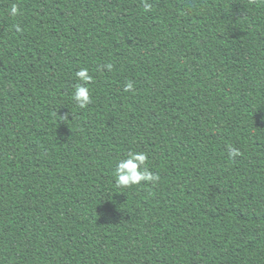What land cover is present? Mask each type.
Returning a JSON list of instances; mask_svg holds the SVG:
<instances>
[{"label": "trees", "instance_id": "trees-1", "mask_svg": "<svg viewBox=\"0 0 264 264\" xmlns=\"http://www.w3.org/2000/svg\"><path fill=\"white\" fill-rule=\"evenodd\" d=\"M0 264H264V0H0Z\"/></svg>", "mask_w": 264, "mask_h": 264}, {"label": "clouds", "instance_id": "clouds-1", "mask_svg": "<svg viewBox=\"0 0 264 264\" xmlns=\"http://www.w3.org/2000/svg\"><path fill=\"white\" fill-rule=\"evenodd\" d=\"M146 10L150 8V5L145 4ZM19 12L18 6L13 4L10 8L9 15L17 16ZM17 25V31H19ZM108 71L112 70V64H106L103 66ZM77 80L81 83H77L74 86L72 99L76 102L80 108H85L92 102L90 96V90L86 87V84L93 81V76L89 74L87 68H81L75 73ZM133 89L132 82H128L125 85V91H131ZM239 149L229 148V156L235 157L239 155ZM147 155L143 152H129L125 159H121L116 166V180L115 183L120 187H131L133 185H139L141 182H155L158 180V176L153 174L146 167Z\"/></svg>", "mask_w": 264, "mask_h": 264}]
</instances>
